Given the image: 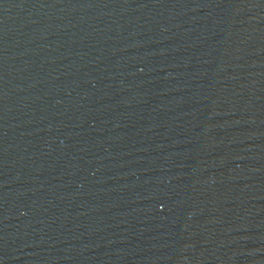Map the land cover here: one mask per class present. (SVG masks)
Listing matches in <instances>:
<instances>
[{
    "label": "water",
    "instance_id": "1",
    "mask_svg": "<svg viewBox=\"0 0 264 264\" xmlns=\"http://www.w3.org/2000/svg\"><path fill=\"white\" fill-rule=\"evenodd\" d=\"M0 264H264V0H0Z\"/></svg>",
    "mask_w": 264,
    "mask_h": 264
}]
</instances>
